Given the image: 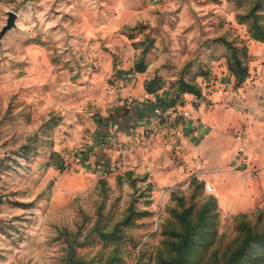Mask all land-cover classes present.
I'll return each instance as SVG.
<instances>
[{"label": "rangeland", "instance_id": "rangeland-1", "mask_svg": "<svg viewBox=\"0 0 264 264\" xmlns=\"http://www.w3.org/2000/svg\"><path fill=\"white\" fill-rule=\"evenodd\" d=\"M9 12L15 25L0 35V264H228L247 230L264 231V205L224 211L196 175L155 179L132 156L116 168L104 157L98 169L84 131L101 68L149 67L154 107L175 98L171 110L182 84L198 88L195 71H157L197 56L203 75L210 58L231 64L253 23L264 24V0H0V32ZM166 81V96L157 94ZM247 249L236 264H264V242Z\"/></svg>", "mask_w": 264, "mask_h": 264}, {"label": "crops", "instance_id": "crops-1", "mask_svg": "<svg viewBox=\"0 0 264 264\" xmlns=\"http://www.w3.org/2000/svg\"><path fill=\"white\" fill-rule=\"evenodd\" d=\"M247 56L248 75L239 85L222 57L207 60L206 75L199 73L205 63L198 56L157 71L169 79L181 65H186V76L195 71L201 97L184 92L171 110L154 107L156 93L144 86L151 77L149 67L141 72L116 70L111 64L101 68L92 112L84 121L97 168H107L104 157L116 168L118 157L132 156L133 165L156 174L155 179L166 172L176 181L196 175L213 189L224 211L263 206L264 41L249 40ZM170 86L166 81L157 94ZM169 159L166 168L163 162Z\"/></svg>", "mask_w": 264, "mask_h": 264}, {"label": "trees", "instance_id": "trees-1", "mask_svg": "<svg viewBox=\"0 0 264 264\" xmlns=\"http://www.w3.org/2000/svg\"><path fill=\"white\" fill-rule=\"evenodd\" d=\"M253 25H254L253 28L255 29V33L254 35H252L251 39L257 41H264V24H260L257 21H255ZM247 60H248L247 50L245 49V53L243 54V56L234 55L233 62L231 64L227 62V67L231 72V74L234 76L235 85H239L240 83H242L248 75ZM143 70L144 69L141 68L139 69L138 72H141ZM182 87L184 92L193 93L194 95L200 94V91L198 90L197 87H193L188 83L182 84ZM145 89L147 92H152V90H150L148 85H146ZM176 101L177 100L175 98H172L171 100H169V102H167V104L163 105L164 108L163 107L162 108L165 109L167 107H171L174 105ZM253 242H264V231L257 232L256 230H247L241 246L237 250H234L229 256L228 264H236L238 256L248 254L249 252H247L248 251L247 248Z\"/></svg>", "mask_w": 264, "mask_h": 264}, {"label": "water", "instance_id": "water-1", "mask_svg": "<svg viewBox=\"0 0 264 264\" xmlns=\"http://www.w3.org/2000/svg\"><path fill=\"white\" fill-rule=\"evenodd\" d=\"M15 25V13L9 12L6 24L3 26L0 35Z\"/></svg>", "mask_w": 264, "mask_h": 264}]
</instances>
